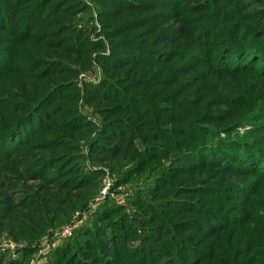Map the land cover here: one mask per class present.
I'll list each match as a JSON object with an SVG mask.
<instances>
[{
  "label": "trees",
  "instance_id": "16d2710c",
  "mask_svg": "<svg viewBox=\"0 0 264 264\" xmlns=\"http://www.w3.org/2000/svg\"><path fill=\"white\" fill-rule=\"evenodd\" d=\"M165 1L167 3H164ZM49 2L47 0H0V76L4 72H8L22 75L25 80H29L32 78L30 69H35L37 70L36 75L43 74L45 78L42 79L43 82L34 85L37 88L40 87L36 91L41 95L33 105L29 106L25 113L11 118L2 127L3 129L0 131V162L9 161L12 154L20 152L35 137L38 138L35 148H42L49 144L53 146L58 143H61V146L65 148L64 153L52 156L54 158L56 156V161L53 158H46L25 165L30 176L38 175L41 172V178L49 181L51 177L46 175L49 173L48 169L58 164L56 174L51 176H60V174L65 173L66 181L59 179L57 184L61 186L66 183V186L63 187L64 189L67 188L65 194L51 191L48 185H45L43 198L37 194H29V192L23 191L22 201L17 205H14L10 197L5 194L0 195V230L7 227L8 232L12 235L18 234L16 230L25 224L32 228L31 234H38L43 230V227L47 226V221L50 224L55 223V215L66 216L68 215L67 210L71 209L72 211L74 208L84 205L91 190L96 188L95 180L98 179L100 173L82 170L80 163L73 165L72 162L77 160L80 162V158H73L71 154L76 149L73 128L82 125L84 121H79L82 120L79 113L73 112L76 102L72 100V95H69L72 94L68 90L69 88L66 93L62 94L61 91L66 85H55V71L70 69L63 61L58 58L55 59V54H59V50L81 52V54L87 55L88 38L83 31L84 27L82 30H77L74 24L76 22L75 11L78 9V6L74 5L78 1L72 2L73 7L68 8L66 6L63 9V19L57 24L55 23V13L60 12L64 3L58 5L59 3L55 4L54 2L51 7L46 9ZM111 3L116 4L118 8L120 6L125 9L141 8V4L134 0H111ZM248 3L249 5H247ZM254 3L264 4V0H195L187 5L188 8H191L189 13L193 16L192 24L196 30L194 38L202 46L209 47L211 43L212 46L214 43H216L214 46H217L216 51L210 53L213 50L209 49L207 55L204 54L201 57L204 59L205 68L210 70L209 72L215 70L220 74L232 73L233 76L256 72L258 75L260 74L259 77L264 82V7L248 9ZM149 4H154L156 8L157 6L177 7V9L179 6L183 9L185 7L180 5L182 4L181 0H152ZM155 12L158 14L159 11ZM148 17L150 15L138 20L123 21L113 25V27L110 26L106 32L110 37L115 36L116 38L118 32L125 30L130 25L136 26ZM210 29L215 31H213L212 37H207V30ZM216 32V39H212ZM119 42L121 50L127 52L132 50V52L125 54L124 57L115 54L109 58L106 56L99 57L109 67H116L124 60L132 62L144 60L151 63L164 58L174 60L177 58V52L182 54V59L189 60L188 62L185 61V64L198 60L196 55L193 56L195 51H189L192 49L190 47L166 50V48L151 45L142 48L133 41L122 43L123 39H120ZM90 46H93V50L103 48L101 41L93 42ZM196 50L200 49L196 48ZM37 79L40 80L41 77ZM118 83V81H116V85L107 83L106 88L109 86L111 88L107 94L102 86L87 87V98L107 96L117 98L118 101L124 100L126 104L121 106V110L122 112L123 110L128 111L126 117L117 115L104 121L103 133L95 137L91 143L93 158H98V155L94 153L112 154L116 149L115 145L120 144L118 142L123 143L124 146L120 148L124 153L138 158L137 163L133 165V173L146 176L150 183L145 185V190L138 192L134 202H136L135 205L139 211L137 218L145 224L148 233L147 240L152 242L150 243L151 247L148 249L142 247L129 248L127 246L133 235V223L129 219L130 215L126 214L113 201H106L99 207L91 227L83 228L71 239L68 245L62 247L60 252L56 253V260H60L66 250L69 249L60 264H159L157 263L159 257L163 262L161 264H217V245L208 249L204 248L205 245L203 247L196 237L190 239L192 234L184 235L185 230H196L200 227L202 230L206 229L208 234H217L226 224H229L228 222L233 223L238 217L230 214L220 216L217 212L205 210L199 202L177 194L180 191V186L174 187V192L171 194L160 197L157 192L160 190L157 189L167 184L172 178L173 171L177 169L176 165H164L163 161L169 158L173 161H188L189 159L197 161L201 152L212 153L217 149V166L221 167L223 171L243 175L252 174L260 180H264V147L250 134L253 126L256 125L255 120L264 118V114L257 113L251 117L249 121L250 130L248 131L250 133L246 132L239 135L236 131L233 134L232 128L228 131L227 129H225L226 131L224 129H212L205 132L199 130L198 132L195 131L194 135H190L188 131H183L178 126L173 128L159 125L158 127V123L153 120L155 118L170 119L172 118L170 113L174 114L173 118H177L180 115L178 111L169 109V106L161 103L153 107L151 104H149L151 106L145 104L141 109L139 108L140 104L130 105L128 100H132L134 103L139 99L135 96L136 94H122L119 89H122L123 85L119 84V87ZM67 93L66 98L71 100L68 102L69 105L55 107V100ZM241 99L242 94L228 96L215 93L211 101L217 103L219 100L220 103H226V101H239ZM1 104L0 107H3ZM119 107H114V109ZM146 108L152 116V122H150L152 125H148L146 120L149 119H137L145 115ZM39 113L43 115L45 121H58L56 124L46 123L44 119L35 117ZM29 116H34L37 119L34 127L30 126L31 122H27ZM62 118L63 121H61ZM42 121L43 123H41ZM25 122L27 123L24 124ZM162 128L167 130L161 131ZM69 129H72L73 132L70 131L68 135L66 131ZM173 130H176L177 133L172 132ZM43 134L45 136L51 135V138L42 136ZM216 135L217 142L214 141ZM221 135L224 137L222 138ZM11 136L12 138H10ZM57 136H60L57 141L53 143L49 141L54 140ZM134 138L139 140L138 145H134ZM4 141H7L5 145H3ZM111 141L112 143H108ZM8 142L9 145H7ZM209 143L214 146H208ZM5 146L7 148L3 149ZM21 152L24 154L23 158L31 156L28 155L30 150L24 149ZM23 158L21 159L23 160ZM22 164L23 161L18 163L12 161L7 166L11 171H14ZM118 176L119 182H123L127 177L123 172ZM54 181L57 180L54 179ZM71 187L87 188L86 194L81 192L76 197L77 195H72L68 191ZM209 191L220 196L231 193L233 198L241 199L244 196V189L234 185H216ZM173 194L175 196H172ZM259 203L263 205V210L258 211L260 221L257 222L264 226V198H260ZM66 205L69 207L64 209L63 207ZM61 209L64 213L59 211ZM187 212L195 213L197 218L185 217L178 221L175 220L176 215ZM47 213L49 216L52 214L51 218L48 219ZM213 217L220 220L214 221L212 223L214 226L207 228V222L209 219L212 221ZM202 230H196V232L206 233ZM211 249H213V253L209 252ZM12 264H20V261H12Z\"/></svg>",
  "mask_w": 264,
  "mask_h": 264
},
{
  "label": "rangeland",
  "instance_id": "374dc122",
  "mask_svg": "<svg viewBox=\"0 0 264 264\" xmlns=\"http://www.w3.org/2000/svg\"><path fill=\"white\" fill-rule=\"evenodd\" d=\"M47 1L50 2L47 3L46 9L51 7L54 2L55 4L59 3L58 5L64 3L60 12L55 13L56 24L63 19V9L66 6L68 8L73 7L72 2L78 1L74 5L78 6L75 11L76 22L74 24L77 30H82V27H84L83 31L88 38L87 55L81 54L80 50L77 51L79 53L59 50V54H55V59H60L70 69L55 71V85H66L64 90L61 91L62 94L66 93L69 88L68 90L72 93L69 95H72V100L76 102L73 112L79 113L80 119H82L79 121H84L82 125H77L73 128L74 132L72 129L66 131L68 135L70 131L75 133L76 149L71 154L73 158H80V162L78 160L72 162L74 163L73 165L80 163L82 170L98 171L100 173L98 179L95 180L96 188L91 190L87 202L72 211L71 209L67 210L68 215L66 216L55 215V223L50 224L47 221V226L43 227L40 233L31 234L32 228L28 224L20 226L16 230L18 234L15 235L10 234L7 227L0 230L1 264H12V261H20V264H60L65 254L69 252V249H67L62 258L56 260L61 248L68 245L71 239L83 228L91 227L98 214L99 207L106 201H113L126 214L130 215L129 219L133 223V235L127 246L129 248L142 247L150 249V243L152 242L147 240L148 233L145 229V224L141 223L142 220L137 218L139 217V211L136 208V202H134L135 197L139 194L138 192L145 190V185L147 186L150 183L146 176L133 173V165L137 163L138 158L124 153L120 148L124 146L122 142H118L120 144L115 145L116 149L112 154L94 153L98 155L96 159L93 158L91 147L92 140L103 133L106 119L117 115L123 117L128 115L127 110H123V112L121 110V106L125 105L126 101H118L117 98H109L107 96L87 98V87L102 86L107 94L111 91L110 86L106 88L107 83L116 85V81H118V86L119 84L123 85V88L119 89L122 94H136L135 96L139 99L134 103H132V100H128L130 105L140 104L139 108L141 109L145 104L153 107L161 103L167 107L169 106V109L179 112L180 115L177 118H173L174 114L170 113L172 115L170 119H153L158 123V127L159 125L173 128L178 126L181 130L188 131L190 135H194L195 131L198 132L199 130L205 132L212 129H227L228 131L233 128V134L237 131L239 135H242L246 132L250 133L248 132L250 130L249 121L251 117H254L253 115H257V113L264 114V82L260 79V74L258 75L256 72L233 76L232 73L220 74L215 70L209 72L210 70L205 68L204 59H201V57L204 54L207 55V50L209 49L213 50L210 53L216 51L217 46H214L216 43L213 46L211 43L209 47L202 46L194 38L196 30H194L192 24L193 16L189 13L191 8H188L187 5L195 0H181L182 4L180 5H184V9L180 6L178 9L177 7L166 8L164 6H157L156 8L154 4H149L152 0H134L141 4L140 9H125L121 6L118 8L116 4L111 3V0ZM164 3H167V1ZM250 7L248 9H260L264 7V4L254 3ZM155 11H159L158 14ZM147 15H150V17L146 18L145 21L136 26L130 25L125 30L118 32L116 38L115 36L110 37L106 32V29H109L110 26L113 27V25L126 20H138L147 17ZM211 29L207 30V37H212V33L215 30L211 31ZM216 36L217 32L212 39H216ZM120 39H123L122 43L133 41L142 48L148 45L166 48V50L190 47L192 49L189 51H195L193 56L196 55L198 60L185 64V61L188 62L189 60L182 59V54L180 55L177 52V58L174 60L164 58L153 63L144 60L134 62L124 60L116 67H109L99 57L106 56L109 58L113 54L124 57L125 54L132 52V50L127 52L119 48ZM97 41H101L103 48L93 50V46L90 45ZM196 48L202 51L196 50ZM126 49L128 50V48ZM30 71L32 72V78L29 80H25L22 75L8 72H4L0 76V104L2 103L1 106H3L0 107V131L11 118L25 113L29 106L33 105L41 95L36 91L40 87L37 88L34 85L43 82L42 79L45 78L43 74L36 75L37 70L35 69H30ZM39 77H41L40 80L37 79ZM215 93L228 96L242 94V99L239 101H226V103H220L218 100L217 103H213L211 99ZM67 95L68 93L55 100V107L69 105L68 102L71 100L66 98ZM114 107L119 108L114 109ZM146 109L145 115L137 119H149L146 121H148V125H152L150 123L152 122V116L148 108ZM36 115L35 117H39L41 120L44 119L41 113ZM35 117L29 116L27 119V122L32 123L31 127H34L37 123ZM56 121L45 122L56 124ZM61 121H63V118ZM255 121L256 125L253 126L250 134L264 147V118ZM257 125H260V127H257ZM36 129L34 130L36 131ZM165 130L167 129H161V131ZM172 132L177 133L176 130ZM36 133L35 135L37 136ZM42 136H45V134ZM45 137L51 138V135H46ZM59 138L60 136H57L54 140L51 139L49 141L53 143ZM36 139L38 138H33L27 146H24L23 149L21 148L22 150H30V154H28L29 156L31 155L30 157L23 158L24 154L20 150V152L12 154L9 161L0 162V195L5 194L10 197L14 205L22 201L23 191L29 192V194H37L40 198H43L45 185H48L51 191L64 194L66 192L67 188H63L66 183L59 185L60 187L57 185L60 181L59 179L66 181L65 173L60 174V176H51L54 173L56 174L58 164L51 166L53 168L50 167V170L47 168L49 173L46 175L51 177L49 181L41 178V172L38 175L31 176L27 173L25 165L28 163L46 158H53L56 161V156L55 158L52 156L65 152V148L61 146V143L35 148L38 142ZM133 141L134 145L140 143L137 138H134ZM214 141L217 142V135ZM6 142L4 141L3 145ZM108 143H112V141ZM7 145H9V142ZM210 145L212 146L213 144L209 143L208 146ZM6 146L3 149L7 148ZM12 161H15V163L23 161V164L17 170L11 171L7 165ZM124 161L126 162L124 163ZM163 164L176 165L177 169L173 171L171 180L157 189L160 190L157 191L160 197L171 194L174 192V187L180 186V191L177 194L199 202L205 210L217 212L220 216L230 214L238 217L235 222H228L229 224H226L217 234H208L206 229L202 230L199 227L196 230H202L206 233H197L196 230L186 229L184 235L192 234L190 239H195L196 237L201 245L203 247L205 245L204 248L207 249L217 245V264H264V226L257 222L260 221V216L257 213L259 210L260 212L263 210V205L259 201L260 198H264V180H260V178L252 174L243 175L223 171L221 167L217 166V149L212 153L201 152L197 161L195 159L173 161L169 158L168 160L165 159ZM122 172L127 177L123 182H119L118 175L122 174ZM54 179L58 182L54 181ZM216 185H234L244 189L243 199L233 198L234 196L231 193L226 194V196H220L211 192L213 190L209 191ZM86 190L87 188L84 187L80 189L71 187L68 191L78 197L81 192H84L83 194L85 195ZM172 196H175V194ZM68 207L69 205H66L63 208ZM59 211L64 213L62 209ZM46 215H48V219L52 216V214L49 216L48 213ZM185 217L197 218L195 213L187 212L176 215L175 220L178 221ZM212 219V221L209 219L207 222V228L213 227L214 224L212 223L220 220L217 217ZM213 249L209 252L213 253ZM157 259V263H163L160 257Z\"/></svg>",
  "mask_w": 264,
  "mask_h": 264
}]
</instances>
